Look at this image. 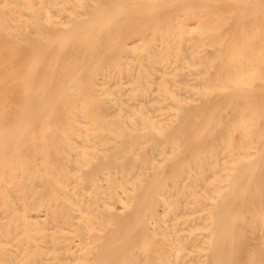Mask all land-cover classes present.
Segmentation results:
<instances>
[{"label": "bare ground", "instance_id": "1", "mask_svg": "<svg viewBox=\"0 0 264 264\" xmlns=\"http://www.w3.org/2000/svg\"><path fill=\"white\" fill-rule=\"evenodd\" d=\"M0 264H264V0H0Z\"/></svg>", "mask_w": 264, "mask_h": 264}]
</instances>
